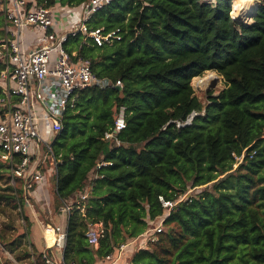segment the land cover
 <instances>
[{"label":"trees","instance_id":"obj_1","mask_svg":"<svg viewBox=\"0 0 264 264\" xmlns=\"http://www.w3.org/2000/svg\"><path fill=\"white\" fill-rule=\"evenodd\" d=\"M57 1L89 2L37 3ZM213 1L113 0L87 28L119 29L120 42L97 47L77 34L65 43L74 60H89L98 78L121 85L78 91L51 142L53 210L87 193L83 212L67 216L63 264H95L123 244L129 264H264V0H255L249 25L232 18L235 0ZM4 68L0 60V74ZM208 71L225 88L202 103L191 81ZM121 106L125 129L106 140ZM18 161L0 158V246L17 262L31 257L24 244L32 204L25 180L10 183ZM190 189L195 196L169 214L158 201ZM162 219L155 242L137 243ZM97 223L105 235L94 248L85 233Z\"/></svg>","mask_w":264,"mask_h":264},{"label":"built area","instance_id":"obj_2","mask_svg":"<svg viewBox=\"0 0 264 264\" xmlns=\"http://www.w3.org/2000/svg\"><path fill=\"white\" fill-rule=\"evenodd\" d=\"M111 1L113 0H89L77 27L57 31L58 23L51 8H45L37 0H0V17L3 22L0 28L3 32L0 60L5 62V68L0 74V88L3 92V98L0 99L3 107L0 114V158L10 165L16 158L19 159L11 167L10 183L13 184L14 178L25 180L28 183V195L32 185L42 182L44 177L34 167V157L39 154L40 146L50 151V146L39 135V120L47 121L51 132L57 134L61 130L62 114L67 106H72L78 91L94 86L109 89L121 85L120 81L111 82L98 78L92 72L89 60H74L75 54H69L64 46L69 36L77 34L83 35V40L89 39L97 47H110L120 42L122 36L119 29L104 32L102 28H87L90 16ZM25 31L38 34V43L29 52L22 47V34ZM40 114H43L42 118ZM125 126V108L121 106L116 111L113 127L104 138L115 140L114 136L125 129ZM192 191L194 189L188 190L173 202L165 201L161 196L158 201L169 214L177 203L194 197ZM86 198L87 193H84L67 202L60 207V213L68 216L75 209L83 212L82 206ZM162 221L163 219L140 236L137 243L145 246L155 242L156 236L162 231ZM55 231L57 233V228ZM104 235L102 224L87 226L85 237L94 248H97ZM54 243L58 248H63L65 234H57ZM127 246L120 245L119 250L123 251ZM42 259L44 264H63L52 260L45 253Z\"/></svg>","mask_w":264,"mask_h":264},{"label":"crops","instance_id":"obj_3","mask_svg":"<svg viewBox=\"0 0 264 264\" xmlns=\"http://www.w3.org/2000/svg\"><path fill=\"white\" fill-rule=\"evenodd\" d=\"M86 6L87 4L84 5V7L77 9L75 12L77 13L76 19L70 25L63 24L65 22V16L59 17L62 21L58 22V26L66 30L72 28L77 23V18H80L83 14ZM55 16H58V14ZM25 34H33L35 36V41L33 43L27 41L25 37L22 39L23 49L29 52V50L37 45L38 34H34L30 31H25L24 36ZM40 117L42 118L43 114H40ZM38 131L41 139H43L48 146H51V142L56 135L51 132L50 124L43 119L39 120ZM50 155V151H47L45 147L40 146L39 154L33 159L34 167L37 168L44 177L42 182L32 185V188L34 187L33 191L30 189L28 195L35 204H30L27 215L31 221L30 233L27 239V249L30 252L31 257L29 260L17 262L6 249L0 246V264H30L29 262L31 261L34 264H37V256L39 254H46L47 250L52 256V260L62 263V248H58L54 242L57 234H65L67 215L61 214L60 210L57 213L53 210V193L55 191L53 175L55 170L54 160L52 158L50 159ZM21 224H23V221H21ZM55 228L58 230L57 233ZM129 259L130 245H128L123 251L118 250L114 256L111 255L110 259L106 258L95 264H129Z\"/></svg>","mask_w":264,"mask_h":264},{"label":"rangeland","instance_id":"obj_4","mask_svg":"<svg viewBox=\"0 0 264 264\" xmlns=\"http://www.w3.org/2000/svg\"><path fill=\"white\" fill-rule=\"evenodd\" d=\"M232 1L231 0V6H232ZM238 1H244V0H235L234 1V7H233V10L237 7V2ZM208 2L210 3H214L213 0H208ZM254 2V11L252 12L251 15L254 14V12L256 11V9L259 7L260 5V2H257L255 0H253ZM84 7V5H80V6H74V7H69V6H65V5H61L58 1L51 7V10L52 12L54 13V18H55V21L56 23L62 21L61 18L59 17H63L65 16V22L63 23L64 25H70L72 24L75 19H76V16H77V13H75L77 11V9L79 8H82ZM82 10V9H81ZM231 13L233 15V11H232V7H231ZM231 13H230V16H231ZM58 16H55L57 15ZM247 13L244 12V10L242 9L241 12H240V15H237L235 14L236 16L235 17H232L238 24H243V25H249L253 22V19H252V16L250 15V18H246V16H244L243 18V15H246ZM81 21V18H77L76 20V24L74 25L75 27H77L79 25ZM73 26V27H74ZM74 27V28H75ZM66 29H62V27H59L58 26V29L57 31H65ZM25 37V39L27 41H30V42H34L35 41V36L33 34H25L24 36V33L22 34V39ZM208 74V75H207ZM205 77V78H204ZM194 79H207L208 80V83L207 85L203 88V89H199V88H196L194 85H193V81ZM191 86H192V89L194 91V95L198 98L199 101H201L202 103H204L206 101V95L207 94H211L212 96H216L219 94V92H221L224 88H225V84H224V80L221 76H219L217 73L215 72H205L203 75L199 76V77H195L192 79L191 81ZM48 140V139H47ZM42 149V147H41ZM49 163V162H47ZM51 179V178H50ZM192 195H195V192L192 191L191 192ZM34 201V200H33ZM30 203H33L34 202H30ZM28 211V210H27ZM26 213V212H25ZM28 213V212H27ZM5 220V218L3 217H0V222ZM19 224H21V221L20 220H17L16 221V224L17 226H20ZM19 228V227H18ZM19 232H21V229L18 230ZM24 244V243H23ZM26 247L28 246L27 242L25 241V244H24ZM23 245V246H24ZM21 246V247H23ZM24 246V247H25ZM23 264V263H22Z\"/></svg>","mask_w":264,"mask_h":264},{"label":"bare ground","instance_id":"obj_5","mask_svg":"<svg viewBox=\"0 0 264 264\" xmlns=\"http://www.w3.org/2000/svg\"><path fill=\"white\" fill-rule=\"evenodd\" d=\"M242 9L244 10V12L247 13L246 15H243V18H244V16H246V18L249 19L250 15L254 11V2H253V0L238 1L237 2V7L233 10L234 17L236 16L235 14L240 15V12H241ZM207 83H208L207 79H194V81H193V85L196 88H199V89H203L207 85Z\"/></svg>","mask_w":264,"mask_h":264},{"label":"water","instance_id":"obj_6","mask_svg":"<svg viewBox=\"0 0 264 264\" xmlns=\"http://www.w3.org/2000/svg\"><path fill=\"white\" fill-rule=\"evenodd\" d=\"M252 16H253V15H252ZM195 115H196V114H192V115L189 116V118H188V120H187V122H186V125H187V124H190L192 118H193Z\"/></svg>","mask_w":264,"mask_h":264}]
</instances>
